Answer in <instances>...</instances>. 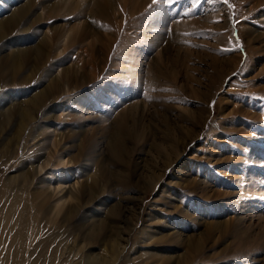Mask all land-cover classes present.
<instances>
[{
  "label": "rangeland",
  "instance_id": "374dc122",
  "mask_svg": "<svg viewBox=\"0 0 264 264\" xmlns=\"http://www.w3.org/2000/svg\"><path fill=\"white\" fill-rule=\"evenodd\" d=\"M26 2L0 0V264L116 232L113 264H264V0ZM61 178L77 215L28 228Z\"/></svg>",
  "mask_w": 264,
  "mask_h": 264
},
{
  "label": "bare ground",
  "instance_id": "6f19581e",
  "mask_svg": "<svg viewBox=\"0 0 264 264\" xmlns=\"http://www.w3.org/2000/svg\"><path fill=\"white\" fill-rule=\"evenodd\" d=\"M104 1V0H102ZM33 3V0H28V2H26L22 8L19 9V11L17 12L18 14L21 12L23 13L24 15L29 11V6H31V4ZM101 3V2H100ZM101 5V4H100ZM97 6V9H98V12L99 11H103L104 8L102 7L101 10L100 9V6L99 4L96 5ZM49 8H52L49 7ZM17 13L13 12V14H11L12 16L7 20V22L11 23L13 18L16 17ZM3 30V22L0 21V32ZM86 32V31H85ZM69 33H70V30H69ZM68 34V33H67ZM67 34L65 35V39L67 37ZM46 40L43 39L42 40V43L45 44ZM36 51L39 52L41 51V45L36 46ZM64 70V69H63ZM69 69L65 70L64 74L66 75L68 73ZM72 71V70H71ZM19 138V137H18ZM9 152V151H8ZM11 153V151H10ZM7 155V154H6ZM43 165V164H42ZM46 165V164H44ZM43 165V166H44ZM39 172L42 170V166H39L38 168ZM35 171V170H34ZM36 173V172H35ZM22 174V173H21ZM24 175V174H23ZM30 176V175H29ZM13 177V176H12ZM26 177V176H25ZM10 178V177H9ZM14 178V177H13ZM11 178V179H13ZM19 178V177H17ZM16 180V178H14ZM27 179V178H26ZM21 180V179H20ZM22 181V180H21ZM25 181V179L23 180ZM28 181V180H27ZM43 182V181H42ZM41 182V183H42ZM25 183V182H24ZM40 183V182H39ZM21 184V183H20ZM32 184V183H31ZM65 181L64 179H60L59 183H57V186L56 187H51V184L47 182V184H41L40 186L34 188L35 189V194L34 196L36 197H40V201L37 202L35 205L33 206H29L28 203L24 202V201H17V205H16V208L15 210L18 211V207L19 205L22 203V207H21V210H19V217L21 219L22 216H24L25 214H31V217H29L27 219H25V223L27 225V227L29 228V226H33L34 223H38L39 222V219H43V215L47 212L48 208H47V202H50V200L54 199L55 197V200H54V206H50L49 207V211L51 209H53V211H55L54 213V216H55V219L57 218V216L59 215V213L64 209V207H67L65 209V214H64V218H71V217H74L77 215V211H78V205L81 204V201H83V193H81L79 190V188H76L75 191L73 189H70V186H66L65 185ZM75 185H77V182H75ZM21 186V185H20ZM36 186V185H35ZM66 187H68V189H66ZM74 187V186H73ZM84 189V188H83ZM28 191V190H27ZM85 192V191H84ZM33 194V193H32ZM30 196V195H29ZM33 198V197H32ZM69 200V202H68ZM34 201V199H33ZM16 202V201H15ZM13 206H11L12 208ZM21 211V212H20ZM76 211V212H75ZM76 213V214H75ZM52 215V214H51ZM50 215V216H51ZM132 216V213L130 214ZM30 216V215H29ZM52 217V216H51ZM63 218V219H64ZM19 219V222L21 221ZM53 220V221H54ZM95 222H93L92 224H94ZM21 224V222H20ZM103 223L101 222L100 225H102ZM65 225V224H64ZM83 224H81L80 226H82ZM95 225V224H94ZM98 225V226H100ZM63 226V225H62ZM96 226V225H95ZM79 227V225H78ZM107 227V226H106ZM23 228V226H22ZM88 228V227H87ZM99 228V227H97ZM52 229L54 228H51L49 230H51L52 232ZM48 230V231H49ZM89 230H92V228L90 227ZM98 231H100V229H98ZM52 234V233H50ZM51 235H48L47 238H49ZM124 236V235H123ZM126 242H127V239H125L124 237H122L120 234L118 235V232L115 233L114 236H105L102 243H103V254H101L100 256L99 255H93L91 252V254H89L91 257H89L88 259L85 260V262H87L86 264H113L114 261L116 260V257L123 252V250L125 249V245H126ZM45 242H42L41 244H44ZM40 246V245H39ZM38 246V247H39ZM81 248H85V245H82L80 247V250ZM82 251V250H81ZM20 255L22 254V257L21 259L26 262V261H31L32 262V258L33 260L36 258L37 261H39V259L41 258V256L43 255L42 253H39V256H38V252H37V248L33 250H31L30 252H27L25 250V248H22L20 251ZM17 252V253H18ZM26 252V253H25ZM26 257V259H25ZM54 259L53 255H51L50 257H48V260L49 259ZM86 258V257H85ZM61 258L58 259V263L61 262L60 260ZM47 260V258L45 259V261ZM57 260V259H55ZM67 260V259H66ZM84 261V259H83ZM68 262V261H67ZM63 264V263H62ZM70 264V263H69Z\"/></svg>",
  "mask_w": 264,
  "mask_h": 264
},
{
  "label": "snow or ice",
  "instance_id": "6c2138e0",
  "mask_svg": "<svg viewBox=\"0 0 264 264\" xmlns=\"http://www.w3.org/2000/svg\"><path fill=\"white\" fill-rule=\"evenodd\" d=\"M160 2H163V0H160ZM225 3H227V0H224ZM158 0H153V4H157Z\"/></svg>",
  "mask_w": 264,
  "mask_h": 264
}]
</instances>
